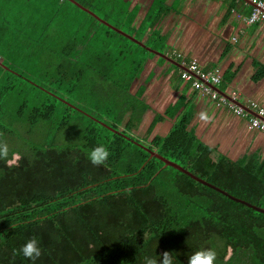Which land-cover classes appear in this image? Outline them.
<instances>
[{
	"label": "trees",
	"instance_id": "1",
	"mask_svg": "<svg viewBox=\"0 0 264 264\" xmlns=\"http://www.w3.org/2000/svg\"><path fill=\"white\" fill-rule=\"evenodd\" d=\"M76 1L167 52L166 38L147 32L165 13L162 3L138 22L127 0ZM19 56L30 73L16 69ZM155 56L70 0H0V141L8 160L18 155L0 160V264H29L13 249L32 237L45 249L38 264H160L165 252L189 264L204 250L215 251V264H264V213L146 149L264 207L263 153L217 154L188 116L155 134L180 103L140 131L150 106L145 88L133 86ZM255 68L257 82L264 64ZM232 79L223 75L222 87ZM100 145L110 157L93 166L86 153Z\"/></svg>",
	"mask_w": 264,
	"mask_h": 264
},
{
	"label": "crops",
	"instance_id": "2",
	"mask_svg": "<svg viewBox=\"0 0 264 264\" xmlns=\"http://www.w3.org/2000/svg\"><path fill=\"white\" fill-rule=\"evenodd\" d=\"M127 1L132 8H139L138 22L148 13L156 15L161 7L157 6L155 11L153 8L162 3L165 13L147 32L155 29L166 38V54L184 65L195 60L203 70L221 77L232 73L233 79L225 88L222 81L216 86L231 98L236 91L237 99L248 108L252 103L264 108V78L253 80L255 63L264 64V20L246 22L254 8L250 0ZM160 58L156 55L149 61L133 86L134 91L145 88L144 98L150 106L140 131L143 126L146 131L156 113L164 114L180 103L175 118L158 123L155 134L167 135L175 122L188 116L190 128L204 143L215 148L217 154L233 160L253 152L264 154V132L251 128L246 117L202 94L191 81L182 78L183 69Z\"/></svg>",
	"mask_w": 264,
	"mask_h": 264
},
{
	"label": "built area",
	"instance_id": "3",
	"mask_svg": "<svg viewBox=\"0 0 264 264\" xmlns=\"http://www.w3.org/2000/svg\"><path fill=\"white\" fill-rule=\"evenodd\" d=\"M254 4L252 13L245 19L248 23H256L264 20V0H250ZM187 70H181V76L186 81H191L193 87L200 91L202 94L209 96L219 105L223 106L229 111H233L237 115L246 117L249 121L251 128L258 129L264 132V108H259L256 103H252L251 109L258 113L254 116L243 108L237 106L232 101L228 100L224 95L215 91L212 87L207 85V81L213 85H219L222 81L221 75L216 72L203 70L197 61H191L186 64ZM197 75V77L195 76ZM233 98H238V93L234 91L231 95ZM257 108V109H256Z\"/></svg>",
	"mask_w": 264,
	"mask_h": 264
},
{
	"label": "clouds",
	"instance_id": "4",
	"mask_svg": "<svg viewBox=\"0 0 264 264\" xmlns=\"http://www.w3.org/2000/svg\"><path fill=\"white\" fill-rule=\"evenodd\" d=\"M9 148L7 143L0 141V160L7 163H15V160H8ZM87 159L93 166L106 165L110 157V152L104 145L97 146L86 153ZM45 254L41 241L37 237H32L23 243L18 249H13L14 257H22L29 264H38ZM160 260V264H174V257L171 253L165 252ZM216 253L213 250H204L191 256L189 264H215ZM144 264H158L156 258L144 257Z\"/></svg>",
	"mask_w": 264,
	"mask_h": 264
},
{
	"label": "water",
	"instance_id": "5",
	"mask_svg": "<svg viewBox=\"0 0 264 264\" xmlns=\"http://www.w3.org/2000/svg\"><path fill=\"white\" fill-rule=\"evenodd\" d=\"M71 2H73L74 4H76L77 6H79L81 9L85 10L86 12L90 13L91 15H93L95 18H97L99 21L103 22L104 24H106L107 26L111 27L112 29L116 30L117 32L121 33L122 35L128 37L129 39L135 41L136 43H138L139 45L147 48L149 51H151L152 53H154L155 55H158L159 57H162L164 59H166L167 61H169L170 63L174 64L175 66L181 68V69H184V70H187V66L184 65L183 63L175 60L174 58H172L171 56L167 55L166 53H162L160 51H157L155 49H152L151 47L147 46L143 41H140L138 39H136L135 37L129 35L128 33L122 31L121 29L113 26L112 24H110L108 21L102 19L101 17H99L97 14H95L93 11H91L90 9L86 8L85 6H83L81 3H79L78 1L76 0H70ZM195 76L197 77V75L195 74ZM207 85H209L210 87H212L215 91H217L218 93L222 94V95H226V97L228 99H230L234 104H236L237 106L243 108L245 111H249L250 114L254 115V116H257L258 113L254 110H252L251 108H248L246 107L241 101H239L238 99L236 98H231L230 95H227L226 92H224L219 86H216V85H213L212 83H210L209 81L206 82ZM72 105V104H71ZM75 107V106H74ZM103 125L109 127L107 124L101 122ZM110 128V127H109ZM113 129V128H111ZM146 148V147H145ZM148 151L151 152V155L152 156H156L158 158H160L161 160H163L165 162V166H173L175 167L176 169L182 171L183 173L189 175L190 177H192L193 179H195L196 181L208 186V187H211L217 191H219L220 193L228 196L230 199L236 201V202H239V203H242L250 208H253L255 209L256 211L258 212H261V213H264V207H261V206H258V205H255L247 200H244L242 198H239V197H236L232 194H230L228 191L222 189L221 187L219 186H216L214 185L213 183L197 176L196 174L192 173L191 171H189L188 169L184 168L183 166L179 165L178 163L176 162H173L169 159H167L166 157H163L162 155H160L158 152H155V151H152L150 150L149 148H146Z\"/></svg>",
	"mask_w": 264,
	"mask_h": 264
},
{
	"label": "rangeland",
	"instance_id": "6",
	"mask_svg": "<svg viewBox=\"0 0 264 264\" xmlns=\"http://www.w3.org/2000/svg\"><path fill=\"white\" fill-rule=\"evenodd\" d=\"M19 58L21 59L19 61V65L14 64L16 66V69L23 72V73H28L31 70L32 64L29 61H25V58L22 56H19ZM142 132H145V126L142 127ZM17 159H18V155H15L13 160H15V162H16Z\"/></svg>",
	"mask_w": 264,
	"mask_h": 264
}]
</instances>
